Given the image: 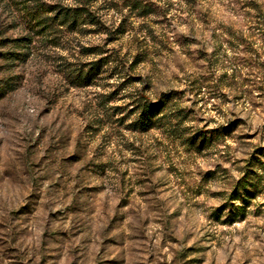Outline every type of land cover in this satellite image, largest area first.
Wrapping results in <instances>:
<instances>
[{"label": "rangeland", "instance_id": "obj_1", "mask_svg": "<svg viewBox=\"0 0 264 264\" xmlns=\"http://www.w3.org/2000/svg\"><path fill=\"white\" fill-rule=\"evenodd\" d=\"M134 1L0 0V264H264V0ZM39 5L101 25L43 31ZM87 49L109 64L73 87ZM170 91L183 120L128 130L136 96Z\"/></svg>", "mask_w": 264, "mask_h": 264}, {"label": "trees", "instance_id": "obj_2", "mask_svg": "<svg viewBox=\"0 0 264 264\" xmlns=\"http://www.w3.org/2000/svg\"><path fill=\"white\" fill-rule=\"evenodd\" d=\"M185 1L192 2L193 0ZM27 7L26 11L30 15L31 21L43 31H51L55 27H67L76 31L78 27L87 23L98 27L101 25L100 21L84 8H64L48 5H39L36 9H28ZM130 7L138 10L141 17H147L155 12L151 4L145 3L142 0L134 1ZM7 41L9 40H1L0 45H6ZM87 51V55L92 54L95 55L96 58L89 63L83 64L79 68L70 70L68 76L70 84L73 87L85 88L92 86L95 81L106 72L105 66L109 64L107 56H103V52L99 49H96V51L87 49ZM0 57H5V54L1 50ZM6 58H13L11 52H9L5 59ZM13 88L14 86L9 80L0 84V100L11 92ZM110 97L114 99L113 96ZM179 99L177 93L173 91L162 92L156 100L150 99V97L145 94L136 96L133 100V107L129 110L126 119L129 121L127 124L128 130L146 133L160 126H168L172 124L173 121L183 120L185 117V114L182 113L183 110H179V113L173 114L174 102L179 101ZM126 120L124 119V121ZM198 140H200L198 142L199 144H197ZM205 140L206 138H203V136L194 137L191 145H196L197 148L203 149ZM260 164H263V162H260ZM247 178L243 177L236 183V187L231 194V199L240 200L242 203L246 204L254 197V192L248 189L251 182H249ZM244 204L237 206L231 211V214H229V223L236 222V219L242 221L246 218L247 209ZM216 215L219 217V214Z\"/></svg>", "mask_w": 264, "mask_h": 264}]
</instances>
